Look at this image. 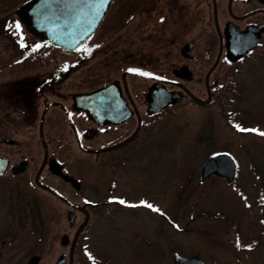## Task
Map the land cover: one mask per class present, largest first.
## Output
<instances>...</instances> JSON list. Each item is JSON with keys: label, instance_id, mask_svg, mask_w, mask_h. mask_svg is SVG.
Masks as SVG:
<instances>
[{"label": "rangeland", "instance_id": "obj_1", "mask_svg": "<svg viewBox=\"0 0 264 264\" xmlns=\"http://www.w3.org/2000/svg\"><path fill=\"white\" fill-rule=\"evenodd\" d=\"M183 1L193 7L194 0ZM205 1L199 0L198 12H181L183 15L168 21L161 30L162 40H156L157 46L153 43L157 32L153 36L148 33L145 1L116 0L102 24L103 28L117 27L114 38L118 43L112 44L110 50L117 49L119 69L111 75L120 76L126 65L135 64L150 49L163 48L167 41L171 50H175L183 41L193 39L197 42L195 52L203 53L205 60L195 61L191 79H177L185 81L196 96L208 97L209 86L202 78L213 64L220 42L216 31L212 34L214 21L207 20ZM132 8L134 15L128 19L127 10ZM211 36L213 58L209 57L210 52L205 57L202 51ZM255 50L245 61L237 62L241 64L237 70L227 60H220L211 73L209 87L218 96L215 102L200 105L191 97L182 98L156 113L155 119L143 125L140 137L130 140L131 155L127 165L117 168L118 189L115 190L116 199L126 201L125 205H101L97 213L90 212L89 220L81 212L77 222L70 225L69 207L46 188L37 187L35 200L40 210V224L33 226L37 219L33 217L36 211L32 210V192L29 189L25 192L22 185L25 193L17 201L24 210L26 226L18 229L1 194L0 230L11 237L14 235L12 256L5 264L33 260L31 250L37 247L44 255L30 264H53L60 253L68 255L70 242L62 244L61 236L68 233L71 241L80 233L81 226L86 234L81 241L86 246L83 243L81 247H85L87 258L81 251L77 256L79 264H98L95 258L105 264H178L173 258L175 253L198 254L203 257V264H264V136L259 134L264 132V45ZM171 59L176 61H171V66L178 65L182 56L177 53ZM81 66L77 73L85 71L84 65ZM165 72V75L173 74L169 69ZM127 79V84L138 90L148 84V80L136 76ZM137 104L142 107L143 98H138ZM235 125L257 131L240 132ZM23 150L34 157L36 166L40 164L43 148L39 140L32 142L29 149L20 148L18 157L24 154ZM221 151H228L237 159L234 181L216 172L201 178L204 162ZM65 153L71 159L82 156L66 172L69 178L77 177L76 184L83 191L95 194L97 187L100 193L107 189L108 164H101L96 156L87 155L77 145L68 147ZM43 178L64 196L81 204L85 202L78 193L70 191L61 173L45 174ZM142 201L154 205L160 213L144 206H127L141 205ZM238 240L240 247H237ZM21 247L23 250L19 251Z\"/></svg>", "mask_w": 264, "mask_h": 264}, {"label": "flooded vegetation", "instance_id": "obj_2", "mask_svg": "<svg viewBox=\"0 0 264 264\" xmlns=\"http://www.w3.org/2000/svg\"><path fill=\"white\" fill-rule=\"evenodd\" d=\"M27 1L29 0H0V52L4 54V56L0 54L2 56V60L0 59V195L5 197V207L8 205L10 218L16 220L18 229L21 227L24 229L26 226L24 210L17 201L24 192L22 185L26 188L25 192L28 189L30 193L32 192V210L36 211L33 217L38 220L32 223L33 226L40 224V210L35 200L37 187L46 188L69 207L67 216L70 225L77 222V216L81 212H84L86 219L89 220L90 212L97 213L101 205L117 204L118 193L115 192L118 189L117 168L122 164H128L131 155L130 140H137L144 129L143 125L155 119V114L162 110L155 113L148 108L151 86L158 85L165 91L178 92L181 96L179 100L191 97L200 105L212 104L218 96L213 95L209 88L211 73L220 60H227L230 65L235 66L234 70H237V66L241 65L239 63L250 57L256 51L255 48L261 49L264 45V17L261 15L264 14V0H206L207 20L214 21L212 34L215 35L216 31L220 43L218 50L216 49L218 54L213 62L211 61L213 64L202 78L204 84L209 86L208 97L200 98L190 88L188 89L185 81L177 79L179 77L188 81L193 77L191 72L196 62L205 60L203 53L198 55L195 52L197 48L195 40L187 39L175 50H171V44L165 41L163 48L150 49L144 58L135 61V64L126 65L120 76L111 75L117 73L119 69L120 59L116 56L117 49L115 47L113 51L110 50L112 44L118 43L117 38H114L117 27L103 28L102 24L116 0H112L111 7L90 37L70 50L46 40L39 31L29 27L27 15L21 13L23 11L21 8ZM144 1L148 33L153 36L157 32L153 39V43L157 46L156 40H162L164 34L161 30L168 21L183 15L181 12H198L199 0H194L193 7L183 0ZM127 13L128 19L133 17V8L128 9ZM38 15L45 17L43 13ZM223 17L225 20L221 21L220 18ZM16 23L21 25L20 29L15 27ZM245 28L249 29L246 36L252 38L259 35V40L242 57L230 59L227 51L230 49L227 36L232 35V31L239 35ZM211 40L212 36L202 51L205 57L210 52L209 57L213 58L212 51L215 50L211 49ZM37 45L40 47H36ZM97 45L99 47H96ZM86 48L91 52L84 51ZM177 53L182 56V61L178 62V65L171 66V61L176 62L171 57ZM81 65H84L85 71L77 73ZM132 68L158 77L129 72L128 70ZM167 69L173 74L165 75ZM128 76L148 80V84L141 90L135 89L127 84ZM109 83L113 84L112 93L110 89L104 93L97 92ZM137 97L143 98L142 107L138 106ZM176 102H170L168 106L175 105ZM122 105H125V108ZM128 111H130L129 116L116 119ZM130 122L134 123L132 129L128 131ZM35 140H39L43 148V157L38 166L33 163L34 157L26 150H23L24 154L18 157L19 149L31 148ZM72 145H77L87 155L93 154L101 164H108L110 177L107 180L108 187L103 193H100L98 187L95 194L92 193L93 191L85 192L76 184L77 177H68L66 169L70 170L74 160L82 157L75 155L71 159L65 153ZM100 156L104 157L100 158ZM60 173L70 191L84 198V203L81 204L74 198L64 196L59 189L50 187L43 180L45 174L54 176ZM78 229L80 233L75 234L71 241L68 233L66 234L68 242L64 245L70 242L68 255L65 252L59 254V256L65 255L66 264H79L77 256L81 251L87 258L85 247H81L83 246L81 241L86 234L83 226ZM10 231L12 232L11 229ZM13 236L0 230V264L10 261ZM38 238L42 239L40 236ZM77 241L79 245H76ZM37 248L31 250L33 260L28 259L29 261L24 264H30L43 257L44 253ZM21 249L23 250V247L19 251Z\"/></svg>", "mask_w": 264, "mask_h": 264}, {"label": "water", "instance_id": "obj_3", "mask_svg": "<svg viewBox=\"0 0 264 264\" xmlns=\"http://www.w3.org/2000/svg\"><path fill=\"white\" fill-rule=\"evenodd\" d=\"M112 0H108L107 4L99 5L96 0H93V4H72L70 0H29L22 6L21 13L27 15V23L30 28L39 31V34L46 40L51 41L57 46H61L66 49H75L76 45L90 37L100 24V21L105 16V13L111 7ZM99 7L100 15H95L96 8ZM44 14L45 17H41L38 14ZM87 31L86 35H81ZM249 29L245 28L239 35H236L235 31H232V35L227 36L228 43L230 44L228 49V56L231 59H237L246 54L257 43L258 36L252 38L246 36ZM133 69V68H132ZM137 70V69H134ZM140 73L141 71H135ZM134 72V73H135ZM152 77H158L151 74ZM112 83L107 84L105 87L97 92L104 93L110 89ZM86 97V96H85ZM149 106L151 111L158 112L164 107L168 106L170 102L178 101L181 96L178 92L173 90L165 91L158 85L151 86L150 89ZM85 108L87 106L84 105ZM125 108V105H122ZM130 115V111L126 112L122 116L116 119H124ZM113 119V120H116ZM237 160L228 151H221L214 153L203 164L201 168V178L205 176L218 173L224 176L230 181H234L236 174ZM63 244H67L68 238L66 235L60 240ZM174 260L178 264H203L204 259L197 255H182L176 253ZM53 264H66L65 255L61 254Z\"/></svg>", "mask_w": 264, "mask_h": 264}, {"label": "snow or ice", "instance_id": "obj_4", "mask_svg": "<svg viewBox=\"0 0 264 264\" xmlns=\"http://www.w3.org/2000/svg\"><path fill=\"white\" fill-rule=\"evenodd\" d=\"M70 2L72 4H86V5H91L93 4V0H70ZM108 0H96V3H98L99 5H104V4H107ZM95 15H100V11H99V7L96 8V12H95ZM15 27L17 29H20L21 25L19 23H16L15 24ZM87 34V31L85 30V32H83L81 35H86ZM36 47H40V45H37ZM96 47H99V45H97ZM84 51H87V52H91L90 49H84ZM129 72H135L137 70H134V69H129L128 70ZM140 75H143V76H149L151 74L149 73H144V72H140L139 73ZM237 128L238 131L240 132H253V131H257V130H254V129H245V128H242L240 127L239 125H236L235 126ZM260 135L264 136V132H260L259 133ZM118 203L122 204V205H125L126 204V201L124 200H118L117 201ZM128 207H139V206H144V207H147L148 209H150L151 211H154V212H157V213H160V209L156 208L154 205L150 204V203H147V202H144L142 201L141 202V205H131V204H128L127 205ZM162 214V213H161ZM240 243H239V240L237 241V247H240Z\"/></svg>", "mask_w": 264, "mask_h": 264}, {"label": "trees", "instance_id": "obj_5", "mask_svg": "<svg viewBox=\"0 0 264 264\" xmlns=\"http://www.w3.org/2000/svg\"><path fill=\"white\" fill-rule=\"evenodd\" d=\"M84 244H85V242H83ZM84 246H86V244L84 245ZM89 252H92L91 251V249H89ZM95 256V255H94ZM95 259H97V261H98V264H105L102 260H99L98 258H95ZM95 261V260H94ZM100 262H102V263H100Z\"/></svg>", "mask_w": 264, "mask_h": 264}, {"label": "bare ground", "instance_id": "obj_6", "mask_svg": "<svg viewBox=\"0 0 264 264\" xmlns=\"http://www.w3.org/2000/svg\"><path fill=\"white\" fill-rule=\"evenodd\" d=\"M245 55V54H244Z\"/></svg>", "mask_w": 264, "mask_h": 264}]
</instances>
